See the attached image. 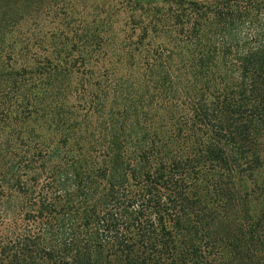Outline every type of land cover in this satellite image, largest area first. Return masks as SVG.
Segmentation results:
<instances>
[{
    "label": "trees",
    "instance_id": "1",
    "mask_svg": "<svg viewBox=\"0 0 264 264\" xmlns=\"http://www.w3.org/2000/svg\"><path fill=\"white\" fill-rule=\"evenodd\" d=\"M0 264H264V0H0Z\"/></svg>",
    "mask_w": 264,
    "mask_h": 264
}]
</instances>
